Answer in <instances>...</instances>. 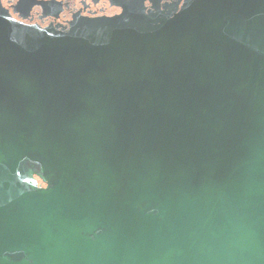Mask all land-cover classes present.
Listing matches in <instances>:
<instances>
[{
	"label": "water",
	"instance_id": "obj_1",
	"mask_svg": "<svg viewBox=\"0 0 264 264\" xmlns=\"http://www.w3.org/2000/svg\"><path fill=\"white\" fill-rule=\"evenodd\" d=\"M0 264H264V0L0 8Z\"/></svg>",
	"mask_w": 264,
	"mask_h": 264
},
{
	"label": "flooded vegetation",
	"instance_id": "obj_2",
	"mask_svg": "<svg viewBox=\"0 0 264 264\" xmlns=\"http://www.w3.org/2000/svg\"><path fill=\"white\" fill-rule=\"evenodd\" d=\"M134 0H0V8L17 23L40 28L62 29L74 17H110ZM145 10L180 6L182 0H136ZM37 183L45 184L39 179Z\"/></svg>",
	"mask_w": 264,
	"mask_h": 264
}]
</instances>
